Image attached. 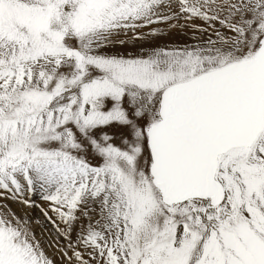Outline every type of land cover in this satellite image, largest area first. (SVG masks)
I'll return each instance as SVG.
<instances>
[{
  "label": "snow or ice",
  "instance_id": "snow-or-ice-1",
  "mask_svg": "<svg viewBox=\"0 0 264 264\" xmlns=\"http://www.w3.org/2000/svg\"><path fill=\"white\" fill-rule=\"evenodd\" d=\"M35 209L61 264H264V0H0V264Z\"/></svg>",
  "mask_w": 264,
  "mask_h": 264
},
{
  "label": "rangeland",
  "instance_id": "rangeland-1",
  "mask_svg": "<svg viewBox=\"0 0 264 264\" xmlns=\"http://www.w3.org/2000/svg\"><path fill=\"white\" fill-rule=\"evenodd\" d=\"M36 203L42 204L43 202L39 200L38 194L36 197ZM14 208L18 209V206H13ZM19 211V209H18ZM33 211V212H31ZM37 211V213H36ZM29 215L30 216H36L39 217V219L42 221L41 224H35L33 223V228L36 234L37 239L44 245V247L47 249L48 253L51 254L52 252V247H48V245L51 243L52 245H55L54 243V233L52 229V225L50 222H48L40 213L39 209L35 210H29ZM41 217V218H40ZM49 229V230H48ZM46 230V231H45ZM46 233H44V232ZM50 234V235H49ZM46 237V238H44Z\"/></svg>",
  "mask_w": 264,
  "mask_h": 264
},
{
  "label": "bare ground",
  "instance_id": "bare-ground-1",
  "mask_svg": "<svg viewBox=\"0 0 264 264\" xmlns=\"http://www.w3.org/2000/svg\"><path fill=\"white\" fill-rule=\"evenodd\" d=\"M18 209H19V207H18ZM17 209V210H18ZM31 212H33V211H31ZM36 213H37V211H36ZM41 218V217H40ZM49 230V229H48ZM46 231V230H45ZM53 231V230H52ZM44 232V231H43ZM44 233H46V232H44ZM54 233V232H53ZM50 235V234H49ZM55 235V234H54ZM44 238H46V237H44ZM49 255L50 256H52L54 259H55V261H56V264H61V257H60V255L58 254V253H56L55 252V245H53L52 246V252H51V254L49 253Z\"/></svg>",
  "mask_w": 264,
  "mask_h": 264
}]
</instances>
